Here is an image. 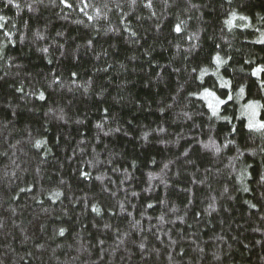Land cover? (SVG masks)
<instances>
[{
	"label": "trees",
	"instance_id": "1",
	"mask_svg": "<svg viewBox=\"0 0 264 264\" xmlns=\"http://www.w3.org/2000/svg\"><path fill=\"white\" fill-rule=\"evenodd\" d=\"M0 17V264H264V0Z\"/></svg>",
	"mask_w": 264,
	"mask_h": 264
},
{
	"label": "snow or ice",
	"instance_id": "2",
	"mask_svg": "<svg viewBox=\"0 0 264 264\" xmlns=\"http://www.w3.org/2000/svg\"><path fill=\"white\" fill-rule=\"evenodd\" d=\"M8 4L12 3V0H7ZM61 3H66V0H61ZM69 6L70 5H66ZM232 18H235V14H232ZM3 17H0V20H2ZM241 20L247 19L246 17H240ZM225 24L228 25L230 28L232 27V19H228L225 21ZM0 27H2V25H0ZM175 31L177 33H179L181 31V27L178 24L175 28ZM5 35H8L7 33H5ZM264 42V41H261ZM45 51H47L45 49ZM214 62L219 63V58L215 57L214 58ZM206 70L202 69L201 72L204 73ZM261 73H264V66H257L255 68H253L251 75L254 77H259ZM226 83V82H225ZM261 87L264 88V82H262ZM241 93H243V88L240 89ZM41 99H43V94H41L40 96ZM201 98L202 99H206L207 100V107L211 110L212 115L215 116L217 114V110L219 108V106L221 104L226 103V101L219 99L218 97L215 96V93H213L212 91L208 90V89H204L202 94H201ZM232 97L231 95H229L228 100H231ZM258 103L257 102H249L248 104L244 105V112L242 114H247L249 119H248V124L247 127L249 129H264V123H259L255 121V116H256V108L258 107ZM39 144V142H37ZM262 180H264V176L261 177ZM244 191H248L247 188H244ZM56 195L58 196L59 193H56ZM254 207V205H253ZM94 211H98V209H93ZM61 234H63V230H61Z\"/></svg>",
	"mask_w": 264,
	"mask_h": 264
},
{
	"label": "rangeland",
	"instance_id": "3",
	"mask_svg": "<svg viewBox=\"0 0 264 264\" xmlns=\"http://www.w3.org/2000/svg\"><path fill=\"white\" fill-rule=\"evenodd\" d=\"M256 111H257V108H256ZM248 119H249V117H248ZM255 121L257 122V120H256V116H255Z\"/></svg>",
	"mask_w": 264,
	"mask_h": 264
}]
</instances>
